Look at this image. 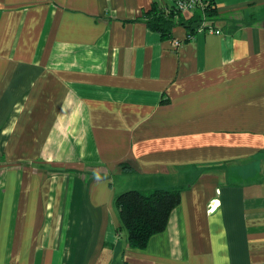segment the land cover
I'll return each instance as SVG.
<instances>
[{
    "label": "crops",
    "instance_id": "1",
    "mask_svg": "<svg viewBox=\"0 0 264 264\" xmlns=\"http://www.w3.org/2000/svg\"><path fill=\"white\" fill-rule=\"evenodd\" d=\"M176 1L0 0V264H264V0L153 30ZM156 190L133 249L117 197Z\"/></svg>",
    "mask_w": 264,
    "mask_h": 264
},
{
    "label": "trees",
    "instance_id": "2",
    "mask_svg": "<svg viewBox=\"0 0 264 264\" xmlns=\"http://www.w3.org/2000/svg\"><path fill=\"white\" fill-rule=\"evenodd\" d=\"M213 2H206L204 12L212 10ZM162 9L154 10V16L149 19L150 27L165 35L173 25L172 19ZM172 16V17H173ZM181 194L178 190H156L149 194L138 191H128L117 197L116 208L120 213V220L128 234V242L133 249H144L150 239L163 232L168 225L173 210L180 205Z\"/></svg>",
    "mask_w": 264,
    "mask_h": 264
},
{
    "label": "built area",
    "instance_id": "3",
    "mask_svg": "<svg viewBox=\"0 0 264 264\" xmlns=\"http://www.w3.org/2000/svg\"><path fill=\"white\" fill-rule=\"evenodd\" d=\"M206 2L207 0H177L175 2V5H173V9L171 8H163V11L165 14L170 15V14H184V13H195L197 10L205 11L206 8ZM204 18V17H203ZM208 30L209 32L216 33V34H221L219 30H213L212 27H207L206 26V20L205 18L199 22L198 24V29L197 31H204ZM193 34L188 35V39L193 38ZM179 41L173 42L175 45H179ZM219 193V192H218ZM212 208H210L211 210Z\"/></svg>",
    "mask_w": 264,
    "mask_h": 264
}]
</instances>
